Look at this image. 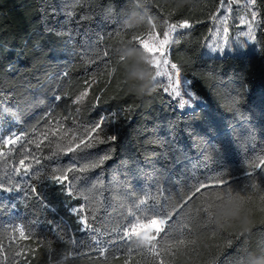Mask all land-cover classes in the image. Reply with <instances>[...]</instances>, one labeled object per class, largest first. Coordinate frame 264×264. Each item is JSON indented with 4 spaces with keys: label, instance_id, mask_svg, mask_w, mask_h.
<instances>
[{
    "label": "trees",
    "instance_id": "obj_1",
    "mask_svg": "<svg viewBox=\"0 0 264 264\" xmlns=\"http://www.w3.org/2000/svg\"><path fill=\"white\" fill-rule=\"evenodd\" d=\"M222 2L0 0V184H35L48 205L0 192V264H247L249 253L264 255V0L255 3L256 47L209 55ZM184 20L192 26L176 34L169 58L201 100L186 110L163 90L145 49L132 39L163 36ZM128 50L142 55L128 60L122 54ZM149 103L152 116L132 123ZM101 118L103 133L118 136L115 145L60 152ZM16 136L15 145L4 144ZM105 152L113 158L102 167L69 174L80 177L72 198L48 179L53 167H87ZM25 156L36 173L31 180L13 171ZM227 192L233 201L225 197L210 223L203 210ZM238 192L251 201L249 209L239 200L252 220L243 233L217 224ZM79 204L95 233L79 231L78 217L66 211ZM161 205L179 212L169 234L153 242L154 252L151 241L122 239L125 227L150 219Z\"/></svg>",
    "mask_w": 264,
    "mask_h": 264
},
{
    "label": "snow or ice",
    "instance_id": "obj_2",
    "mask_svg": "<svg viewBox=\"0 0 264 264\" xmlns=\"http://www.w3.org/2000/svg\"><path fill=\"white\" fill-rule=\"evenodd\" d=\"M253 5H255L256 0H252ZM256 19V12H252V20L254 21ZM192 25L187 21L184 20L179 25L173 24V29H189ZM225 32H227V28H225ZM248 33H246L247 35ZM150 38H151V34ZM133 41H139L140 45L144 43L145 40H143L140 36H133ZM168 48L166 47L163 50H156L152 54L155 56H161L163 55L165 59L163 60V65L165 68L169 65V60L166 58V52ZM214 51H220L219 49H213ZM110 55L108 50H105L103 52L104 57H108ZM159 68L160 66L157 65ZM171 69L174 70L176 79L173 81L172 78V73L168 71H164V75L167 76L168 80L170 81L169 85L163 89L164 91H169V89L177 96L181 97V91H179V87L181 85V80L179 78L180 73L177 64L171 63L170 65ZM160 73L158 72V75ZM186 83V82H184ZM174 85V86H173ZM87 95V92L85 91L84 93H81V97ZM184 97L180 100L179 106L181 108L184 107H190L192 103L196 100V96L194 93L190 91H184L183 93ZM54 100L59 101L62 99L61 96H54ZM80 100V97L76 98V101L74 103H78ZM115 115V114H114ZM105 126V118H101L98 122H96L94 125L90 126L89 128L85 129V132L83 135H73L72 138L69 140L68 144L66 147H62L60 149V152L68 156L69 154L80 152V151H85L92 149L96 147L98 144H110V145H115L116 142L118 141V136L114 132H109V133H103V128ZM20 137L16 136L15 138L9 137L8 139L4 140L5 145H15ZM37 148L40 147V144L36 145ZM4 153L0 152V156H3ZM113 157L109 152H105L103 155L99 156L97 160L95 161H90L87 165V167H81L80 165H77L75 163L69 164L66 168H58V167H53L52 169V174L48 177V179L57 187L63 186L61 188L62 194L67 195L69 198H72L75 195V191L73 188V181L80 179V177H70L69 174L73 172H86L90 170H94L96 168L102 167L107 161L111 160ZM28 159V156H25L19 160V168H14L13 171L17 175L23 174L24 177L28 178V180L32 179L33 175H36L35 172L32 170V165L31 163L26 164V160ZM37 164L40 163L39 159H36L35 161ZM38 171V170H37ZM225 181L221 179L220 181H217V184H223ZM205 187L204 185H200L199 187L196 188V192H200L201 188ZM0 192L7 193L8 196H11L13 192H16L18 194L24 195L25 198L28 196H32L37 200H40L42 203H44V206L47 208L48 205L46 202L43 201V198L40 196L39 192L37 191V188L35 184H30L28 188H24L20 186L19 184L12 185L5 187L3 184H0ZM195 193H193L194 195ZM227 197L229 202L233 201V195L232 192H227L223 197L218 198V202L215 203L214 205H211L210 207L204 209L207 213V216L209 217V222L211 223V217L213 215L214 209L220 206L221 204L224 203V198ZM189 200L192 199L191 196L188 197ZM236 200H242L250 209V204L251 201L249 198H247L245 195L242 193L238 192L237 196L235 197ZM261 202L264 204V197H261ZM145 201L141 200L140 204H144ZM187 202H185L186 204ZM9 206L15 210V204L12 203V201H9ZM185 205H181V207H184ZM66 211L68 212L69 216H77V223L80 226L79 231L81 232H87V231H92L95 233L98 231L93 225L89 222L87 215H82L85 211V207L83 204L79 205H70L66 208ZM261 212H264V207H261L260 209ZM179 212V209H172V210H165L163 205L159 207V209H153V215L150 219H146L143 223L137 222L131 224L129 227H125L123 229V236L122 239L125 240H130L133 237H146L148 238L151 242L149 243L150 251H155L156 250V243L159 242L158 238H163V235H168L169 232L172 230L174 227L173 224L170 223V221L173 220L174 215H176ZM49 226L54 223V221H49ZM142 229H151V234L149 231L145 232L142 231ZM57 230H60L59 225H57ZM19 235L23 238H27L26 233L24 228L19 229ZM183 243V241H181ZM158 255V253H157ZM161 264H163V261H161Z\"/></svg>",
    "mask_w": 264,
    "mask_h": 264
},
{
    "label": "rangeland",
    "instance_id": "obj_3",
    "mask_svg": "<svg viewBox=\"0 0 264 264\" xmlns=\"http://www.w3.org/2000/svg\"><path fill=\"white\" fill-rule=\"evenodd\" d=\"M253 11L256 12V19L254 21L252 20ZM260 24L258 10L256 6L253 5L252 0H223L220 10L215 17L211 34L207 40L205 52L209 55L223 56L240 55L252 51L256 47V34ZM225 28H227V32H225ZM181 30L184 29H173V25H169L163 36L159 35L157 32H151V38L148 34L143 39L145 41L142 46L147 53L148 60L155 67V79L161 80L165 87L169 85L170 81L167 76L164 75V71L172 73L173 81L176 79L175 72L170 67L172 62L170 61L169 53L174 37ZM246 33L248 34L246 35ZM166 47L168 48L166 58L169 60L167 68L163 65V60L165 59L163 55L155 56L152 54L154 51L163 50ZM213 49H219L220 51H214ZM157 65L160 67L158 68ZM158 72L160 73L159 75ZM179 73L181 85L178 90L181 91V97H177L170 89L167 91V94L177 103L178 106L180 100L186 98L183 95L184 91L194 93L190 81L183 76L180 71ZM199 103H201V100L196 96V100L190 107H179L183 110L192 109ZM154 111V104H146L137 111L132 123L146 117H151ZM142 231H149L151 234V229H142ZM138 238L150 241L146 237Z\"/></svg>",
    "mask_w": 264,
    "mask_h": 264
},
{
    "label": "clouds",
    "instance_id": "obj_4",
    "mask_svg": "<svg viewBox=\"0 0 264 264\" xmlns=\"http://www.w3.org/2000/svg\"><path fill=\"white\" fill-rule=\"evenodd\" d=\"M126 59L133 60L142 53H137L133 50H128L122 53ZM252 223L251 217L247 214L241 201L236 200L222 209L217 217L219 227H235L242 233L247 232ZM247 264H264V255L257 256L255 253H249Z\"/></svg>",
    "mask_w": 264,
    "mask_h": 264
}]
</instances>
